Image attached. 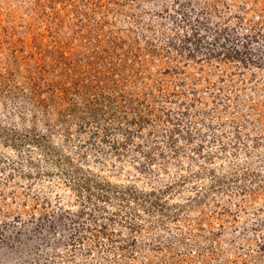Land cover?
<instances>
[{
	"label": "rangeland",
	"instance_id": "obj_1",
	"mask_svg": "<svg viewBox=\"0 0 264 264\" xmlns=\"http://www.w3.org/2000/svg\"><path fill=\"white\" fill-rule=\"evenodd\" d=\"M0 264H264V0H0Z\"/></svg>",
	"mask_w": 264,
	"mask_h": 264
}]
</instances>
